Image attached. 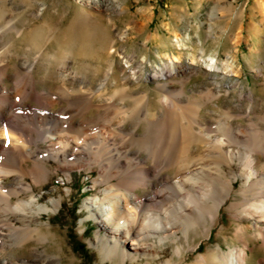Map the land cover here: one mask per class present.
I'll list each match as a JSON object with an SVG mask.
<instances>
[{
    "label": "bare ground",
    "instance_id": "6f19581e",
    "mask_svg": "<svg viewBox=\"0 0 264 264\" xmlns=\"http://www.w3.org/2000/svg\"><path fill=\"white\" fill-rule=\"evenodd\" d=\"M260 7L264 17V0L260 1ZM10 11L0 17V61L6 63L0 65V196L4 200L0 222H5L12 235L20 234L18 237L23 240L36 237L42 241L39 238L41 228L50 227L51 223H43L41 215L56 213L62 205L61 197L41 203V195H37L33 185L26 182L36 173L40 178L35 184L50 179L51 168L47 163H40L38 157L43 158L42 154L52 148L50 157L65 174L64 180H70V172L82 167L99 173L93 187H101L84 204L89 214L81 219L80 225L84 231L86 221H95L98 230L91 245L103 262L264 264V165H260V158H257L264 157V127L251 124V133L244 134L246 127H217L213 125L215 123H203L201 117L199 120L191 117V114L200 115V100H197L196 105L200 102L198 106L190 100L153 108L146 95L133 97L130 88L109 94L107 82L95 92L90 88H79L68 96L64 105L52 99L46 102L45 94H64L68 86L64 83L41 89L35 74L36 63L54 31L37 25L39 30L33 34V40L31 37L36 49L33 59H26L22 66L12 64L8 53L13 43L5 38L13 34L22 36L24 29L18 27V19L16 15L11 17ZM67 54L70 57L71 52ZM77 86L70 84L72 88ZM15 87L20 88L24 99L21 108L37 107L42 117L48 114L46 109L75 113L72 119L75 127L69 125V130L64 133L55 129L47 134L24 118L10 114L16 108L13 103ZM205 96L202 95L204 99ZM181 117L182 121L178 122ZM113 119H118L121 126L130 127L129 130L142 132L129 139L120 137L121 142L114 139L117 148L133 153L131 163L141 165L137 162L143 158L138 154L146 158L142 166H135L123 174L115 173L120 171L115 166L119 160L107 150L110 133L95 131L99 127L108 128ZM157 127L168 133L162 145L172 149L173 154L157 155ZM89 136L93 137L84 150L87 157L82 160L79 155ZM22 139L26 140V145L19 144L23 143ZM212 142L215 144L210 153L202 156L203 152H209ZM96 145L99 146L96 151L90 152ZM6 152L10 158L2 155ZM236 153H239L238 157ZM11 177L15 183L7 185L5 179ZM225 211L237 222L234 230L237 244L224 250L218 243L213 250L191 259L190 253L201 246L202 239H210L215 228H219V233L227 229L221 222ZM11 215L21 226L13 223ZM167 247L169 255L165 253ZM257 253L260 258H256ZM40 254L41 260L38 261L42 264H62L60 256H50L46 250Z\"/></svg>",
    "mask_w": 264,
    "mask_h": 264
},
{
    "label": "rangeland",
    "instance_id": "374dc122",
    "mask_svg": "<svg viewBox=\"0 0 264 264\" xmlns=\"http://www.w3.org/2000/svg\"><path fill=\"white\" fill-rule=\"evenodd\" d=\"M260 1L1 0L0 17L11 10V17L16 15L18 27L24 29L22 36L13 34L5 38L13 43L14 48L11 46L13 49H10L9 56L7 54L12 64L22 66L26 59H33L36 49L32 40L39 30L37 25L54 31L36 63L35 74L41 89L64 83L68 86L64 94H45L46 102L52 99L64 105L68 96L79 88H90L95 92L107 82L109 94L130 88L133 97L146 95L153 108L190 100L196 105L200 100V115L191 114V117L195 116L197 120L201 117L203 120L200 118V122L215 123L213 125L217 127H246L242 133L249 134L251 124L264 127V17ZM5 25L8 27L9 21ZM68 51L71 52L70 57ZM0 62L2 66L6 64ZM173 63L175 68L171 67ZM71 83L79 86L72 88ZM14 92L16 108L9 113L24 118L39 131L50 134L55 129H61L64 133L69 130V125L74 126L72 119L75 113L46 109L49 115L45 113L42 117L37 107L21 108L24 107V99L20 88L15 87ZM114 120L108 128L99 127L95 131L110 133L107 150L119 160L115 166L120 171L115 173L123 174L135 166H142L146 158L138 154L143 158L137 162L141 165L131 163L133 153L117 148L114 139L118 138L116 141L121 142L120 137L129 139L142 132L129 130L130 127L121 126L118 119ZM181 121L182 117L178 122ZM157 133V155L173 154L172 149L162 145L168 137L166 130L157 127ZM91 137H87L79 155L82 160L87 157L84 150L91 143ZM22 141L19 144L26 145V140ZM214 144L212 142L209 152L201 155L209 154ZM98 147H92L90 152ZM51 149L42 154L43 158L41 155L38 157L40 163H47L51 168L48 182L35 184L40 178L39 173L28 177L26 182L33 185L37 195H41V203H47L49 198L61 197L62 205L56 213L41 215L43 223H51L50 227L42 226L39 235L42 241L36 237L23 240L18 237L20 234L12 235L5 222H0V264H39L40 253L45 250L50 256H60L62 264H114L103 262L99 252L91 245L98 230L95 221H86L84 231H81L80 225L81 219L89 214L84 204L101 187H93L99 173L82 167L70 172V180H64L65 174L50 157ZM2 155L10 156L8 152ZM236 155L238 157L239 153ZM257 158H260V165H264V157ZM108 168L113 171L112 166ZM5 183L10 185L15 181L11 177L5 179ZM3 203L0 196V213ZM11 218L13 223L21 226L13 215ZM221 222L227 229L219 233V228H215L213 236L202 239L201 246L190 253L191 259L213 250L218 243L224 250L237 244L234 240L237 222L233 216L225 211ZM165 253L169 255V247ZM260 256V253L256 254V258Z\"/></svg>",
    "mask_w": 264,
    "mask_h": 264
}]
</instances>
